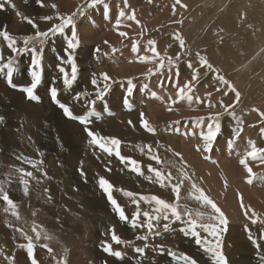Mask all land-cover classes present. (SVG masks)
I'll return each instance as SVG.
<instances>
[{
	"label": "rangeland",
	"instance_id": "rangeland-1",
	"mask_svg": "<svg viewBox=\"0 0 264 264\" xmlns=\"http://www.w3.org/2000/svg\"><path fill=\"white\" fill-rule=\"evenodd\" d=\"M19 1L11 0V3H5L4 8L0 9V30L6 28L17 41V47H23V37L34 35L37 29L46 31L53 23H58L55 19L57 15H71L78 8L82 9V13L78 12L74 17L78 47H67V41L71 39L70 28H66L62 35L50 37L42 48L36 46V53L42 57V76L34 90L38 101L27 99L21 91L31 85L32 61L36 53L28 50L17 55L8 47V41L0 36V52L4 57L0 63H6L9 57L14 63L11 75L6 69L0 71V117H3L0 122V182H3L10 198L18 205L20 215V219H17L10 211L5 212L7 205L0 200V264L8 261L9 264H32L25 247L28 240L17 229L33 238L38 264H57V261L63 264L65 260L67 264H135L141 261L176 264L171 252L177 256L189 255L197 264H214L211 254L205 253L196 244L195 237L186 235L182 230L187 228L186 222L161 221V227L157 229L159 235L149 236L146 241L136 238L146 234V229H132L129 223L120 220L107 195L100 189L99 178L109 180L115 189L131 191L138 196L156 195L169 203L176 201V194L172 188L165 192L168 187L162 188L155 177L152 191H144L145 186L140 185L139 188L132 181L123 183V186L118 176L105 166V162L101 163L102 159L84 148L81 139L64 133L63 119L67 118L51 99L53 87L58 90V100L70 106L77 115L87 111L88 101H96L98 116L92 118L89 126L94 132L104 128L102 126L106 118L117 114L116 105H121L128 113L136 110L138 96L142 93L145 102L141 109L146 106L156 114L155 120L147 119L155 129L152 135L160 136V132H163L176 139L165 137L168 144L161 139L158 142H137L135 145L121 139V155L138 161L145 173H152L149 168H156L165 175L171 173V184L177 183L181 175L179 170L183 169L227 217L226 230L220 240L227 264H264L261 260L264 256V223L260 222L264 221V163L248 159V166L254 173L252 177L240 163L246 153L251 151L253 144L257 148H264V116L261 115L264 113V0H179L182 5L177 0H166L167 7L152 5L148 0H127V3L125 0H103V4L95 7L87 6L91 0H43V6L41 0ZM170 2H173L171 5H175V8L168 14ZM53 4L57 5L55 9ZM237 5L242 10H230ZM121 12L125 14L124 17L120 16ZM133 13L136 20L127 19ZM47 16H52L53 20L43 19ZM28 19L37 28H33ZM95 32H99V37H95ZM120 32L127 35L121 36ZM181 38L185 41L183 48L180 46ZM149 41H155L154 46L161 55L173 58L180 56L178 74L175 67L171 71L166 67L155 75L149 72V69L156 70V63H142L140 60L145 55H153ZM198 52L240 93L239 102L231 88L225 91L226 86L218 83L216 75L200 65ZM128 59V67L133 66L134 69L126 72L125 77L114 78L111 69L113 63L116 61L115 66L118 68ZM189 61L191 68L187 66ZM73 63L77 69L76 80L69 88L63 80L65 73L71 77ZM61 68L65 70L64 73L60 71ZM256 70L260 83H252ZM196 72L198 78L193 79ZM103 73H107L111 79L108 81L109 90L100 100L96 95L99 89L92 84V79L100 75V83L97 82L102 89L105 83L101 75ZM190 79L193 80V88L189 94L193 100L171 104L169 98L176 99L177 85L183 87ZM9 81L16 87L10 86ZM117 92L119 100L112 102ZM81 93L86 95L81 101H76L74 97ZM206 95L209 96L208 106L202 104V96ZM165 96L169 97L166 99ZM125 100H128L130 108L125 105ZM224 105L234 106L229 111L234 112L235 117L225 111ZM217 114L220 132L211 151L206 152L200 133L207 132L206 124L213 122L209 118ZM200 118H203L202 125L197 123ZM74 123H68L71 127V130L67 127L69 134L77 129L84 131V127ZM238 127L242 131L237 138L235 130ZM121 134H125V131ZM28 136L31 137L30 141L27 140ZM89 140L90 137L88 143ZM148 145L152 147L151 152ZM93 147L95 153L99 148ZM126 147H135L139 156L130 155ZM153 153L159 156L160 163L152 158ZM17 157H26L36 162L42 160L43 164L40 165V171H37ZM112 157L121 162L115 155ZM17 168L32 171L37 177L29 178V196L24 195V186L19 182ZM88 177L94 179L84 184ZM95 183L98 188H95ZM190 190L191 182L186 180L180 188L181 210L187 206L193 215L209 211L189 195ZM112 195L131 218L136 205L118 190H114ZM150 207L140 202L141 211H150ZM253 211L260 218L257 223H252V219L256 218L252 216ZM29 212H32L33 217L27 216ZM77 217L80 221L75 220ZM33 221L42 233L39 240L35 239L32 231ZM163 223H170L169 231L162 230ZM219 227L223 226H218V231ZM113 228L116 235L129 243L115 244L111 238ZM197 231L201 237L213 241V237L202 229L197 228ZM45 232L51 236L50 240L43 238ZM45 244L52 249L51 253L43 247ZM109 244L114 251L124 254L123 259L105 251ZM137 247L144 248L143 255L135 251Z\"/></svg>",
	"mask_w": 264,
	"mask_h": 264
},
{
	"label": "snow or ice",
	"instance_id": "snow-or-ice-1",
	"mask_svg": "<svg viewBox=\"0 0 264 264\" xmlns=\"http://www.w3.org/2000/svg\"><path fill=\"white\" fill-rule=\"evenodd\" d=\"M179 2V0H177ZM5 3H11V0H0V9H3L5 6ZM125 3H127V0H125ZM103 4V0H91V3L88 4V7H95L97 5ZM41 6H43V0H41ZM52 7L55 9L57 5L53 4ZM82 13V9H77V12H73L71 15H57L55 19L59 21L58 23H53L52 26L46 30V31H37L34 35H29L23 37V47H17V41L13 39V37L8 33L6 28L3 30H0V36H2L6 41H8V47L11 49V51L17 55L24 51L31 50L33 53H36V46L39 45L41 48L45 44V42L50 37H55L57 34H64L66 28L71 29V39L67 41V47L68 49H75L79 45V40L77 37V33L75 30V20L74 17L77 15V13ZM124 13L121 12L120 16L124 17ZM43 19L52 21V16L44 17ZM129 20H136L135 14L129 15L127 17ZM139 23V21H136ZM28 23L32 24L33 28H37V25L31 20L28 19ZM119 27V24L117 25ZM121 36H126L127 33L120 32ZM107 43V41L105 42ZM150 51L152 52V57H149L147 55L140 58L142 63H156V70L153 71L152 69H149V72L153 75H155L157 72H162L166 67L171 71L173 67L177 68V74H178V63L180 61V56L177 55L175 58L161 55L155 45V41H149ZM180 46L183 48L185 47V41L183 38L180 39ZM99 51V49H97ZM197 56L199 57L200 65L202 67H206L208 70L212 71L216 75V79L219 84L225 85V91H227L228 88H231L232 92L235 93L236 101L239 102L240 93L235 89L234 86L230 84V82L223 76L220 75V71L216 69L211 62L205 57L200 55V53H197ZM41 59L42 57L36 53L35 58L32 61V72H31V85L28 87H24L21 89L26 94L27 99L32 101H38V97L34 94V90L36 89L37 85L39 84L42 76V70H41ZM4 60L2 52H0V62ZM69 60H71V53H69ZM189 68L192 67L191 62H188L187 65ZM14 63L13 59L11 57L8 58L6 63H0V71H4L5 69L8 71L9 75H11L13 71ZM60 71L64 73V69L61 68ZM76 67L73 63L72 67V73L71 77L67 75V73L64 74V80L63 83L66 87H71L72 83L76 80ZM102 79L105 82L102 89H100L99 84L97 82V79L94 77L92 79V84L96 86L99 90L97 91L96 95L97 98L100 100H103L104 95L109 90V84L108 81L111 79L107 73H103ZM198 78V72H196L193 76V79ZM10 86L16 87V85L11 84V81H9ZM129 84H131V81H129ZM193 88V80L190 79L187 82H185L183 87H180L177 85V93H176V99H170L171 104H176L179 101L187 100L191 102L193 100V96L189 93L192 91ZM219 90V89H218ZM85 93H81L74 97L76 101H81L82 97L85 96ZM129 95H131V88H129ZM51 99L53 102L57 103V105L62 109L64 116L67 119L77 121L80 125L84 126V131L86 132L87 136L90 137L89 143L95 147H98L102 152L106 153L109 156L115 155L117 158L121 160L122 163L125 164L126 167L130 169V171L135 172L137 175H143V170L139 164L138 161L124 157L121 155L119 151V147L121 144V141L117 138H111V137H104L96 132H94L89 126L92 123V118L97 117L98 113L96 112V101L91 100L87 102V111L84 114H74L72 108L68 106L65 103H61L58 100V90L53 87L51 89ZM125 105L129 108L131 107L128 100H125ZM225 111L229 112V115H232L235 117V113L229 111L230 107L234 106H223ZM172 108L169 106V111H171ZM258 111V109H254ZM111 114V113H109ZM141 121L142 126L149 132H155V129L152 128L149 124V121L144 118V113L141 112ZM262 116H264V113H261ZM218 116H212L209 119L213 122H210L207 124V132H201L200 137L205 142L204 144V151L210 152L212 148V144L216 139V136L220 132V124L218 122ZM3 121V117H0V122ZM131 124V121H129ZM198 124H203V118H200L197 121ZM242 131V128H237L235 130V135L238 138L240 132ZM262 132H264V129H262ZM149 152L152 151L151 145H148ZM199 150V148H198ZM141 151H143V148H141ZM174 155H180L179 153H174ZM152 158L156 160L157 163H160V158L155 153H153ZM251 158L253 160H259L261 163H264V148H257L254 144L251 147V151L247 152L243 159H241L240 163L244 165L245 169L247 170L250 177L254 176V173L252 172V169L248 166V159ZM17 159H23L24 162L29 164L33 169H36L37 171H40V165L43 164V161L40 160L39 162L33 161L31 159H28L26 157H17ZM16 171L20 174L19 175V182L23 184V192L24 195H28L29 191V178L31 179H37V177L34 176L32 171H26L23 168H17ZM149 171L154 173L156 182L160 184L162 188L168 187L169 184H171V173H168L165 175L160 170L156 168H149ZM181 175L177 179V183L171 184L172 191L176 194V201L174 203H169L165 199H162L156 195L151 196H138L137 193L131 192V191H125L124 189H115V186L104 177L99 178V187L102 189V191L107 195L110 203L112 204L114 210L118 213L119 218L121 221H124L126 223H129L132 229H146V234L144 235H138L136 238L139 240H148L149 236L159 235L160 231L157 229L161 227V221H169L171 223L180 222V223H187V228L182 229L185 231L186 235H192L195 237L196 244L200 245L205 253H210L211 258L214 262V264H227L226 257L224 256L221 248V236L222 233L226 230V226L228 223L227 217L224 214V212L221 210V208L211 199L209 198L204 190L197 186V184L194 181H191V177L183 171V169L179 170ZM44 175L46 176L47 173L45 172ZM81 175H84L83 169L81 167ZM191 182V190L189 195L192 196L196 201L201 202L202 205L209 209V211L204 212L200 211L193 213L185 206L183 210H181V205L179 203L180 201V188L184 184L185 181ZM37 182H39L37 180ZM251 179L249 180V183H251ZM114 190L120 191L123 195L130 198L131 202L136 205V209L134 211V214L131 218H129L128 215H126L124 208L118 203V201L113 197L112 192ZM50 199V197H49ZM0 200H3L7 207H5V212H11L12 216H15L17 219H20V215L18 212V205L15 201H13L9 193L5 190L3 186V182H0ZM143 201L146 204H149L151 207V211H141L140 210V202ZM241 206L243 207V203L241 201ZM247 215V213H245ZM35 215V213H33ZM252 216L256 217L255 219H252V223H257L259 221V217L256 216V213L253 211ZM141 217L144 219L142 220ZM187 218V219H185ZM264 223V221H260ZM218 226L219 227L218 231ZM38 225L35 224V221H33V227L32 231L35 233V239L39 240L41 239L42 233L41 231H38ZM197 228L202 229L204 232H206L209 236L213 237V241H208L206 238L201 237V233L197 231ZM18 231H21L22 235H25L26 239L28 240V243L26 244L27 252L32 260V264H38V261L35 258L34 250H35V244L33 242L32 237H28L27 234L23 233L22 230L17 229ZM162 230L163 231H169L170 230V223H163L162 224ZM112 240L115 242V244H128L129 241L123 240L120 236L116 235L115 229L112 230ZM43 238L46 240H50L51 236H49L46 232L43 233ZM257 248H259V244L256 245ZM43 247L48 248V245L45 244ZM48 251L51 253L52 249L48 248ZM105 251H107L112 256H115L119 259H123L124 254L120 251H114L112 248V245L109 244ZM135 251L141 255L144 254V248L137 247ZM170 255L172 256L173 260L176 261V264H197V261L193 259L191 256L186 254H180L177 256L175 252H171ZM14 260V258H13ZM261 260L264 261V256L261 257ZM57 264H60V261H57ZM63 264H67V261H63Z\"/></svg>",
	"mask_w": 264,
	"mask_h": 264
},
{
	"label": "bare ground",
	"instance_id": "bare-ground-1",
	"mask_svg": "<svg viewBox=\"0 0 264 264\" xmlns=\"http://www.w3.org/2000/svg\"><path fill=\"white\" fill-rule=\"evenodd\" d=\"M48 1V0H47ZM168 1V0H167ZM166 0H162L161 2H158V1H155L154 2V0H148L147 2H149L150 4H152V5H157V6H159V7H164L165 6V2H167ZM171 1V0H170ZM19 2H23V0H20ZM156 2H158V3H156ZM44 3V2H43ZM173 3V2H172ZM171 2H170V4L168 5V6H170V8L169 9H167V12H168V14H170V11L173 9V8H175V5H171L172 4ZM178 3V2H177ZM180 3V2H179ZM31 4H32V2H31ZM181 4V3H180ZM245 4H249V2H246ZM49 5V4H48ZM182 5V4H181ZM18 6V8L20 7V5H17ZM125 6H127V4L125 5ZM124 6V7H125ZM165 7H167V4H166V6ZM183 7V6H182ZM36 8V7H35ZM129 8H130V5H129ZM237 8V11H240V10H242V8L240 7V6H235V7H233V8H230V10L232 11L233 9H236ZM249 8L250 9H252V10H256V9H253V7H251V6H249ZM251 10V11H252ZM43 11V10H42ZM164 11V13H165V10H163ZM230 12V11H229ZM32 13V12H31ZM236 17V16H235ZM87 23V22H86ZM12 24V23H11ZM85 25V24H84ZM88 32H89V30H87ZM96 33V35H95V37L96 36H98L99 37V32L97 33V32H95ZM87 37V36H86ZM95 37H93V38H95ZM97 37V38H98ZM218 37H220V36H218ZM86 39V38H85ZM93 40V39H92ZM114 41V40H113ZM115 43V42H114ZM134 57V54L131 56V58H133ZM116 62V61H115ZM113 63V65H112V71H113V73H114V75L116 76H114V78H119V77H125V73L126 72H128L130 69H134V67L133 66H130V67H128L129 65H130V60L128 59V60H126V62H125V64H123V65H120L118 68L115 66V64L116 63ZM253 65V64H252ZM252 70H253V68H252ZM120 73V74H119ZM97 74H99V73H97ZM117 74H119V76L117 75ZM257 74H258V71L256 70L255 71V76L256 77H254V74H253V76H252V79H255L252 83H260L259 82V79H258V77H257ZM98 76V75H97ZM129 76H131V75H129ZM100 77V75L97 77V80L99 81V83H100V80H101V78H99ZM252 79H250V80H252ZM164 92V91H163ZM146 93V92H145ZM165 93V92H164ZM164 95V94H163ZM118 96V92H117V94H116V96H114V98L111 100L112 102H115L117 99L119 100V97H117ZM139 101H140V103H139V101H137V109L135 110H133V112L132 113H128V112H126L124 109H122V107H121V105H116V108H115V110H117V114L114 116V117H108V118H106V121L104 122V124H103V126L102 127H104L103 129H100V130H97L96 131V133L97 134H99V135H101V136H104V137H111V138H117V139H119V140H121L122 139V141H128V142H131L133 145H135V143H137V142H143V141H146V143H150V141H152V142H158V141H160L161 139L162 140H164L165 141V143L166 144H168L167 143V140L165 139V137H168V139L170 140V139H176L175 137L174 138H170V136H169V134H165V133H163V132H160V136L159 135H157V136H153L152 135V133L151 132H149V131H147L143 126H142V121H141V112H143L144 113V118L145 119H151V120H155L156 119V114L153 112V111H151V110H149V107L147 108L146 106L144 107V108H142L141 109V107H143L144 106V102H145V100H144V97H143V94L141 93V94H139ZM167 97H169V96H165V98L167 99ZM202 98L204 99V101H203V103L202 104H205L206 106H208L209 105V103H208V100H209V96L208 95H206V96H202ZM122 100V99H121ZM165 100V99H164ZM183 101H185V100H183ZM142 105V106H141ZM115 107V106H114ZM123 110V111H120V110ZM148 109V110H147ZM182 113V115H184L183 114V112H181ZM162 114H164V113H162ZM162 114H159L160 116L162 115ZM178 114V113H177ZM161 117H163V115L161 116ZM219 117V116H218ZM221 117V116H220ZM221 119V118H220ZM64 120V122H63V125H64V133L66 134V135H68L69 137L70 136H73V137H76V138H78V139H81V141H82V143H84L85 144V146H84V148L91 154L92 153V155H94V156H97V158H99V159H102L101 160V163H103V162H105L104 164H105V166L109 169V170H111L112 172H113V174L114 175H116V176H118V178H119V181L121 182V184L124 186V184L123 183H128V182H135V183H137L138 185H139V188L141 187L140 185H142V186H145V189H144V191H152V190H154L153 188H152V183L154 182V175L151 173L150 174V172H147L146 171V173H145V171L143 172L144 174L143 175H137L135 172H132V171H130V169L128 168V167H126L125 166V164L124 163H121L120 161H118V160H115L112 156H109V155H107L106 153H104V152H100L99 151V149H96V151H95V153H93V149H94V147L90 144V143H88V137L86 136V134H85V131H83L82 129H77V130H74V131H72L70 134L68 133V131L69 130H67V127L71 130V127H70V125L69 124H72V123H74V121H71V120H67V119H63ZM129 121H131V124L129 123ZM163 121V120H162ZM69 123V124H68ZM150 124V123H149ZM74 125H77V126H81V127H84V126H82V125H80L79 123H74ZM207 125V124H206ZM36 127L37 128H39L37 125H36ZM55 129V128H54ZM84 129V128H83ZM101 130H106V131H101ZM56 131V130H55ZM123 131H125V134H121V132H123ZM258 133V132H257ZM53 136H55L54 134H52ZM185 136V135H184ZM30 139H31V137H27V140L28 141H30ZM125 139H129V140H125ZM181 139V138H180ZM179 140V139H178ZM182 140H184L183 138H182ZM196 140V139H195ZM263 140H264V138H263ZM174 141V140H173ZM190 141V140H189ZM174 142H176V141H174ZM180 142H181V140H180ZM193 142V141H192ZM81 143V144H82ZM127 143V142H126ZM182 143V142H181ZM188 143V142H187ZM191 143V142H190ZM180 144V143H179ZM186 144V143H185ZM195 144H196V142H195ZM181 145V144H180ZM171 146V145H170ZM181 146H183V143H182V145ZM168 147V146H167ZM180 147V146H179ZM186 147V146H185ZM218 147V146H217ZM174 148V147H173ZM177 148V147H176ZM166 149V148H165ZM191 149V148H190ZM225 149V148H224ZM68 150H69V148H68ZM188 150V149H187ZM193 150V149H192ZM177 151H179V150H177ZM189 151V150H188ZM191 151V150H190ZM69 152V151H68ZM83 152V151H82ZM126 152H129L130 153V155H132V156H134V157H136L137 155H138V152L139 151H137L136 150V148L135 147H126ZM226 152V151H225ZM66 153V152H65ZM70 153V152H69ZM141 154V153H140ZM68 155V154H67ZM139 156V155H138ZM141 156V155H140ZM184 156H185V154H184ZM193 156V155H192ZM187 157V156H186ZM194 157V156H193ZM106 159V160H104V159ZM193 159V158H192ZM194 160H196V159H194ZM116 161H118V162H116ZM5 162V161H4ZM226 167V166H225ZM50 172V171H49ZM244 172V171H243ZM51 173V172H50ZM96 173H98V172H96ZM230 174V173H229ZM95 176V175H94ZM91 179H93V177H88L87 179H85L86 181L84 182V184H87L86 182L87 181H89V180H91ZM141 182V183H140ZM220 182H221V180L219 181V184H220ZM34 184V183H33ZM222 186V185H221ZM86 187V186H85ZM220 187V186H219ZM228 187V186H227ZM138 188V189H139ZM165 188V187H164ZM171 186L169 185L168 186V189L165 191V192H168L169 190H171ZM35 189V188H34ZM37 189V188H36ZM166 189V188H165ZM224 190V187L222 188L221 187V190ZM35 192V191H34ZM219 192V191H218ZM30 195V194H29ZM28 195V196H29ZM41 200H39V203H41L40 202ZM225 204V203H224ZM31 210V209H30ZM43 210V209H42ZM36 211H38V210H36ZM46 211V210H45ZM150 211H151V207H150ZM30 214H28L27 213V216L28 215H31L32 216V212H29ZM41 215V214H40ZM26 216V217H27ZM36 216V215H35ZM33 217V216H32ZM26 219V218H25ZM28 219V218H27ZM29 219H31V217L29 218ZM34 219V218H33ZM37 219H39V218H37ZM38 221V220H37ZM57 222V221H56ZM58 223V222H57ZM56 225V224H55ZM54 226V225H53ZM52 226V227H53ZM62 227V226H61ZM67 229V228H66ZM60 230H61V228H60ZM64 231V230H63ZM58 232H60V231H57V233ZM66 232V231H65ZM139 233V232H138ZM61 234H62V231H61ZM64 236V235H63ZM191 247V246H190ZM71 254V253H70ZM86 263V262H85ZM84 264V263H83ZM151 264V263H150Z\"/></svg>",
	"mask_w": 264,
	"mask_h": 264
},
{
	"label": "crops",
	"instance_id": "crops-1",
	"mask_svg": "<svg viewBox=\"0 0 264 264\" xmlns=\"http://www.w3.org/2000/svg\"><path fill=\"white\" fill-rule=\"evenodd\" d=\"M81 176H82V175H81ZM93 179H94V177H93ZM93 181H94V180H93ZM86 183L88 184V182H86ZM95 185H96L95 188H98V187H97L98 184L95 183ZM146 193H147V192H146ZM168 196H170V194H168ZM168 196H167V198H168ZM168 199H169V198H168ZM85 205H86V204H85ZM149 206H150V205H149ZM146 211H147V210H146ZM75 220H76V221H80L79 217H77ZM9 263H10V262L8 261V263H6V264H9ZM17 263H18V262H17ZM150 263L153 264L152 262H148V261H145V262H144V261L136 262L135 264H150ZM18 264H19V263H18Z\"/></svg>",
	"mask_w": 264,
	"mask_h": 264
}]
</instances>
